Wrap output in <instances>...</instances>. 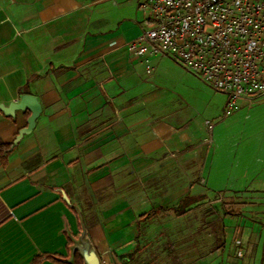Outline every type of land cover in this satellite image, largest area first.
<instances>
[{
    "label": "crops",
    "instance_id": "1",
    "mask_svg": "<svg viewBox=\"0 0 264 264\" xmlns=\"http://www.w3.org/2000/svg\"><path fill=\"white\" fill-rule=\"evenodd\" d=\"M140 2L0 0V105L41 108L0 166V264L66 257L72 207L100 264H264V143L206 145L203 112L225 99L166 57L127 52L146 29ZM29 115L0 112V143Z\"/></svg>",
    "mask_w": 264,
    "mask_h": 264
},
{
    "label": "built area",
    "instance_id": "2",
    "mask_svg": "<svg viewBox=\"0 0 264 264\" xmlns=\"http://www.w3.org/2000/svg\"><path fill=\"white\" fill-rule=\"evenodd\" d=\"M139 7L146 29L128 43L130 55L144 63L166 57L225 95L223 117L264 95V0H141Z\"/></svg>",
    "mask_w": 264,
    "mask_h": 264
},
{
    "label": "rangeland",
    "instance_id": "3",
    "mask_svg": "<svg viewBox=\"0 0 264 264\" xmlns=\"http://www.w3.org/2000/svg\"><path fill=\"white\" fill-rule=\"evenodd\" d=\"M213 92L221 95V97L225 99V95L215 91ZM208 103L210 102L208 101ZM249 109H251L250 112L248 111ZM215 112L216 111H214L213 113H206V111L203 112V115H207L206 120L213 129V131L210 134L208 133L207 135L208 139H211V143L206 144L209 145V148L215 149L218 145L230 147L238 144H244L246 142L252 144L264 143V95L253 98L250 103L239 101L238 109L228 117H223V108L217 113ZM214 113L216 114L215 116L213 115ZM236 115H238V118L234 119ZM218 131L221 133L219 140H217L216 138V134ZM214 197L217 198L215 195ZM211 198H213V196ZM208 207V211L215 210V206L213 204H210ZM229 210L233 211V208H230ZM230 215L231 214H229V216ZM163 218L164 216L160 215L158 216L156 221H162ZM162 222V233L157 235L155 239L159 238L160 236L159 240L162 241L160 247L162 249V253L166 254L169 251V248L167 247L168 245L165 240L168 239L167 229L169 228L170 223L169 221L166 222L164 220ZM194 222L196 224H199L200 219L196 217ZM215 224L216 223L212 221L207 222V227H209L210 232H213V230H215ZM199 233V230H194L192 235L194 236V238H196ZM158 259L157 261L160 262V264H173L172 262H170V259H168L169 262L167 261V257L160 258L159 260Z\"/></svg>",
    "mask_w": 264,
    "mask_h": 264
},
{
    "label": "water",
    "instance_id": "4",
    "mask_svg": "<svg viewBox=\"0 0 264 264\" xmlns=\"http://www.w3.org/2000/svg\"><path fill=\"white\" fill-rule=\"evenodd\" d=\"M25 111L30 113L26 119V126L18 131L12 142V146H15L24 135L31 132L34 128L35 120L40 114L41 108L37 100L31 95H22L19 101L11 103L7 106L0 105V112L7 117H13L15 112L24 113ZM72 209L77 215L80 232L77 237H73L66 229L65 233L70 244L67 247V256L62 260V262L65 264H74L75 256L77 255L81 259L82 264H100L97 253L86 236V230L82 223L80 214L75 207H72Z\"/></svg>",
    "mask_w": 264,
    "mask_h": 264
},
{
    "label": "trees",
    "instance_id": "5",
    "mask_svg": "<svg viewBox=\"0 0 264 264\" xmlns=\"http://www.w3.org/2000/svg\"><path fill=\"white\" fill-rule=\"evenodd\" d=\"M23 91H26V90L24 89ZM13 149L14 147L12 146V144L0 143V166L1 167L6 166L7 158ZM69 244L70 242L68 241L67 247ZM64 258L65 257H61L58 255H42V256L35 257L32 264H40L42 261H45V260L51 261L56 264H65L62 262ZM74 264H82L81 259L77 255L75 256Z\"/></svg>",
    "mask_w": 264,
    "mask_h": 264
}]
</instances>
